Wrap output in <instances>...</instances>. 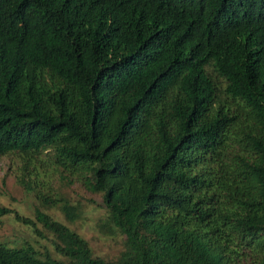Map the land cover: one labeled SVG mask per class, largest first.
Wrapping results in <instances>:
<instances>
[{
    "label": "trees",
    "instance_id": "16d2710c",
    "mask_svg": "<svg viewBox=\"0 0 264 264\" xmlns=\"http://www.w3.org/2000/svg\"><path fill=\"white\" fill-rule=\"evenodd\" d=\"M13 153L75 170L123 247L97 255L45 198L17 218L53 249L0 242V264H264V0H0Z\"/></svg>",
    "mask_w": 264,
    "mask_h": 264
},
{
    "label": "rangeland",
    "instance_id": "374dc122",
    "mask_svg": "<svg viewBox=\"0 0 264 264\" xmlns=\"http://www.w3.org/2000/svg\"><path fill=\"white\" fill-rule=\"evenodd\" d=\"M45 198L59 200L46 211L85 237L97 255L109 258L119 255L122 234L101 226L100 221L106 215L102 196L89 192L75 170L54 163L48 153L33 162L19 153L0 155V206L12 210L0 212V242L13 251L31 245L53 249V235L40 223L27 224L17 218V213L34 217L35 206H40ZM64 200L80 207L79 218L71 221L66 217L60 209Z\"/></svg>",
    "mask_w": 264,
    "mask_h": 264
}]
</instances>
